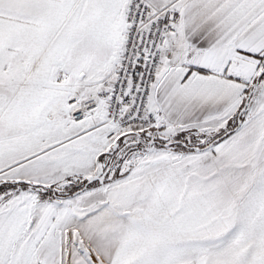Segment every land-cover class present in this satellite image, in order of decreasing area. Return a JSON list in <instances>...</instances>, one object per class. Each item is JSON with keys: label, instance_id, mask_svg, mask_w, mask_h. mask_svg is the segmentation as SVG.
I'll use <instances>...</instances> for the list:
<instances>
[{"label": "snow or ice", "instance_id": "snow-or-ice-1", "mask_svg": "<svg viewBox=\"0 0 264 264\" xmlns=\"http://www.w3.org/2000/svg\"><path fill=\"white\" fill-rule=\"evenodd\" d=\"M0 264H264V0H0Z\"/></svg>", "mask_w": 264, "mask_h": 264}]
</instances>
